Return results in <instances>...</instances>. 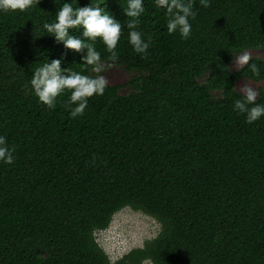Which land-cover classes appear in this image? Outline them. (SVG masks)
<instances>
[{"label":"trees","instance_id":"16d2710c","mask_svg":"<svg viewBox=\"0 0 264 264\" xmlns=\"http://www.w3.org/2000/svg\"><path fill=\"white\" fill-rule=\"evenodd\" d=\"M64 2L0 10V135L15 146L13 163L0 161V264H264V116L247 123L233 110L235 80L264 79V60L230 68L236 54L264 49V0H193L187 39L168 33L163 9L144 0L146 54L128 43L126 0H103L122 26L114 63L135 74L129 91L107 83L74 118L71 90L50 109L29 86L35 67L54 58L98 75L80 64L86 49L43 33ZM95 47L109 62L99 37ZM123 207L159 231L110 260L95 233Z\"/></svg>","mask_w":264,"mask_h":264},{"label":"clouds","instance_id":"9594fccd","mask_svg":"<svg viewBox=\"0 0 264 264\" xmlns=\"http://www.w3.org/2000/svg\"><path fill=\"white\" fill-rule=\"evenodd\" d=\"M36 2V0H35ZM210 0H200L203 7L209 5ZM34 0H0V10H24L30 7ZM77 3V0H76ZM103 0L95 4L73 7L71 2L65 0L56 11L55 21L43 24V33L51 34L55 41L62 42L68 48L80 52L86 49L81 56L82 67L92 66V71L99 73L107 65L102 62L101 53L95 47L96 38L99 37L106 46L109 62L119 60L116 45L121 35V23L104 7ZM157 9H163L167 19V32H178L182 39H187L190 35L192 25L191 19L195 18L196 11L193 8V0H154ZM144 0H126V7L123 13L131 18L125 25L128 31V43L134 52L146 54L151 45V37L137 28L139 16L144 12ZM80 27L79 35H73L69 29ZM81 37L87 38V41ZM91 41V42H88ZM252 54L244 52L237 59L236 67L245 65ZM254 77L261 76V69L256 63L248 64ZM31 92L48 108H52L57 103V97L66 89L71 90L66 105L71 106L68 111L70 117L83 115L84 109L88 105V97L103 95L107 87V80L102 75H88L81 71L72 70L69 67H61L58 58L45 61L35 67L29 81ZM264 92V89L253 88L244 85L241 88L239 98L233 100V110L238 114H243L245 122L251 123L264 116V104L257 102V97ZM74 105V106H72ZM15 146L9 144L4 135H0V161L5 164H12L15 159Z\"/></svg>","mask_w":264,"mask_h":264},{"label":"rangeland","instance_id":"374dc122","mask_svg":"<svg viewBox=\"0 0 264 264\" xmlns=\"http://www.w3.org/2000/svg\"><path fill=\"white\" fill-rule=\"evenodd\" d=\"M244 52H250L251 57H259L264 60V49L244 50L236 54L230 62L232 70L238 68L235 62ZM103 63L107 66L97 74L104 76L108 84H118L121 93L129 91L126 82L135 72L127 70L114 62L103 61ZM234 85L240 92L244 85L253 88H264V79L253 81L245 77H239L235 80ZM158 231L159 223L154 218L130 207H123L113 214L111 222L105 229L96 231L95 238L110 260H113L125 254L131 248L141 246L145 240L154 237ZM144 264H150V262L145 260Z\"/></svg>","mask_w":264,"mask_h":264}]
</instances>
